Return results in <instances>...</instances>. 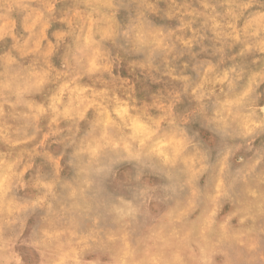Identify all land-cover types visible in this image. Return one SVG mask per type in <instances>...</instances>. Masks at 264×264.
Returning a JSON list of instances; mask_svg holds the SVG:
<instances>
[{
  "label": "clouds",
  "instance_id": "clouds-1",
  "mask_svg": "<svg viewBox=\"0 0 264 264\" xmlns=\"http://www.w3.org/2000/svg\"><path fill=\"white\" fill-rule=\"evenodd\" d=\"M0 264H264V0H0Z\"/></svg>",
  "mask_w": 264,
  "mask_h": 264
}]
</instances>
